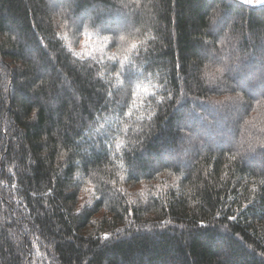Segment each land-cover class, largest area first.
<instances>
[{
    "label": "trees",
    "instance_id": "1",
    "mask_svg": "<svg viewBox=\"0 0 264 264\" xmlns=\"http://www.w3.org/2000/svg\"><path fill=\"white\" fill-rule=\"evenodd\" d=\"M262 57V4L0 0V264H264Z\"/></svg>",
    "mask_w": 264,
    "mask_h": 264
},
{
    "label": "snow or ice",
    "instance_id": "2",
    "mask_svg": "<svg viewBox=\"0 0 264 264\" xmlns=\"http://www.w3.org/2000/svg\"><path fill=\"white\" fill-rule=\"evenodd\" d=\"M238 2L241 3V4H251L252 0H238ZM262 5H264V3H262ZM215 26H216V24H215V19H214L213 20V28H212L211 31H213L215 29ZM104 39L108 40L109 37L106 36V37H104ZM119 39L123 40L124 37L120 36ZM204 43L206 45H210L211 46L210 48L207 49V51L210 53V55L207 58H209L213 62L218 63V64L221 65L220 67H216L215 68L214 73H213L214 75L215 74H221L222 75V74H224L226 72L225 71L226 69H227V71L233 69L232 64L227 60V58L222 57V56L219 55V52L222 51V47H221V49H217L216 48V40L215 39L206 40V41H204ZM223 43H224L223 41H220L221 46H223ZM262 59H264V57H262ZM118 75H119V73H118ZM169 99H172V98L169 97ZM226 99L232 100L234 98L233 97H227ZM240 99L242 100V98H240ZM237 109H239V107H237ZM245 111H247V109H245ZM261 148H262V150H264V145H261Z\"/></svg>",
    "mask_w": 264,
    "mask_h": 264
},
{
    "label": "rangeland",
    "instance_id": "3",
    "mask_svg": "<svg viewBox=\"0 0 264 264\" xmlns=\"http://www.w3.org/2000/svg\"><path fill=\"white\" fill-rule=\"evenodd\" d=\"M264 3V0H252L251 4H262Z\"/></svg>",
    "mask_w": 264,
    "mask_h": 264
},
{
    "label": "clouds",
    "instance_id": "4",
    "mask_svg": "<svg viewBox=\"0 0 264 264\" xmlns=\"http://www.w3.org/2000/svg\"><path fill=\"white\" fill-rule=\"evenodd\" d=\"M225 71H227V69Z\"/></svg>",
    "mask_w": 264,
    "mask_h": 264
}]
</instances>
